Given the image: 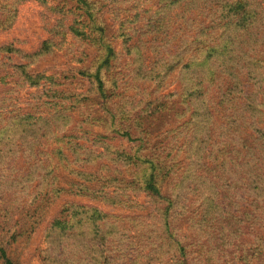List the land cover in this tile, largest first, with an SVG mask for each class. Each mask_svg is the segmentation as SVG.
<instances>
[{
  "label": "trees",
  "instance_id": "obj_1",
  "mask_svg": "<svg viewBox=\"0 0 264 264\" xmlns=\"http://www.w3.org/2000/svg\"><path fill=\"white\" fill-rule=\"evenodd\" d=\"M21 1L0 0V31ZM40 1L60 15L42 45L26 52L0 44V185L6 159L23 152L30 162L12 181L17 207L0 193V263L16 264L12 248L30 237L54 193H106L116 182L118 198L142 191L154 207L124 216L70 201L48 221L33 264L52 261L46 253L66 238L126 230L159 235L156 255L131 238L139 264H161L162 254L171 264H264V0ZM53 53L70 68H39ZM87 116L108 129L79 131ZM83 133L107 159L95 171H74L97 178L95 187L59 174L82 160L68 145Z\"/></svg>",
  "mask_w": 264,
  "mask_h": 264
},
{
  "label": "rangeland",
  "instance_id": "obj_2",
  "mask_svg": "<svg viewBox=\"0 0 264 264\" xmlns=\"http://www.w3.org/2000/svg\"><path fill=\"white\" fill-rule=\"evenodd\" d=\"M19 3L18 13L12 25L7 29L0 31V44L13 41L15 46L21 48L23 51L33 52L37 50L42 45L43 41L50 35L49 30L57 23L60 15L59 13L52 11L47 4L40 0H22ZM106 16L107 22L110 23L113 21L112 17L108 13H106ZM86 17L87 15L84 14V19H86ZM89 50L90 57L92 58L97 54L98 47L94 46ZM100 53L101 52H99V54ZM11 57L14 62H23L21 56H18L15 53H11ZM37 65L39 68L46 67L48 69L70 68V64L68 63L66 56L61 53L46 55L40 62L37 63ZM88 86L89 84L85 82L79 86L78 90L84 91L88 88ZM105 87L107 91L110 89V83L108 81L106 82ZM32 90L33 87H27L24 89V93L28 94ZM89 102L92 103L90 100ZM86 113L88 115L89 112ZM74 116L76 119L80 118L79 113H74ZM124 121L125 120L122 118H117L115 125L117 124L118 126H121ZM101 125V120H92L88 117V119L81 122V125L76 123V128L81 131L85 130L87 127H93L94 131L97 130L99 134H102L105 132V128H108L107 126ZM93 137L94 136L83 133L76 134L75 137L69 138L70 144L68 146L72 147V149L69 150L70 154L73 153L71 154L72 158L75 155L74 153L77 151L80 153L82 160H80L77 164H70L69 168L71 170H61V168L59 174L63 175V179H74L80 181L84 179L85 182L92 187L98 185L97 178L93 179L92 177H83L82 179L80 175H77V173L74 172L75 170H78L79 166H83L84 170L95 171L104 159L107 161L106 158H102L97 155L101 150L99 142L93 145L91 142L87 141L91 139L93 140ZM47 140L48 139L46 137L39 139L38 145H42L41 147L43 150L47 148ZM119 141L120 140H115L114 142L115 144H119ZM84 144H86L88 148L83 147ZM40 158L41 160L43 159L42 156H40ZM11 165H14V167H11ZM29 165L30 162L27 163V157L23 152H19L17 158H12L11 160L6 159L5 164L2 165L4 178H2L3 184L0 185V193L4 194L3 200H6V202L15 199V204L12 210L17 207V201L19 198L16 195L17 191L15 190L12 181L18 177V175H24L29 172ZM126 169L127 171L124 169V172L129 178H131V172L128 169V165H126ZM70 171L73 173H70ZM137 171L140 172L141 168ZM103 176L106 178L111 177L109 171H104ZM64 183L65 182L63 180L61 185H64ZM112 184L116 185V182H112ZM113 185L109 186L107 184V187L104 188L106 189V193L103 190H97L96 192L89 190L83 192L82 194L67 191H57L54 193V200L51 202V205H49L45 215L40 219V222L36 225V228L31 231L30 237H27L24 241L16 245L17 248H12L11 255L15 263L33 264L32 261L34 258L32 257L37 251L43 237L46 235L45 227L48 224V221L54 214L62 209L63 205H66L70 201L96 205L105 209L110 214L124 216L135 215L140 212L146 213L149 209L154 207L152 201H150L149 197L142 191L134 194L131 190H128V195L130 197L122 196V198H118L117 194L114 193L115 187ZM144 207H148V210L143 209ZM122 221L126 223V225H128L129 222H131V226L134 225V222H132L131 219H123ZM149 221L152 223L154 222L152 219ZM76 227L73 231H80ZM133 233L135 234V237H131L130 233H127V230L125 231V234H121L120 236L102 235L101 231L99 233H95L96 235H75V237L66 238V242L59 247H56L54 251H48L46 255H49L50 258L44 262L52 260L47 264H139V262H141V258L138 256V246L130 242L131 238H134L135 242L140 247L146 248L143 250L146 255L149 252L151 255L157 254L158 248L156 247L155 242H157L156 238H158V234L151 235V238H149V234L152 233V230H149L148 232H146V230L134 232L133 230ZM167 255L168 254H166V256L165 254H162L160 256V260H162L161 264H171V260L169 259L170 256ZM103 256H107L106 262H101ZM60 258H63V262H61ZM150 259L151 258H146V260Z\"/></svg>",
  "mask_w": 264,
  "mask_h": 264
}]
</instances>
